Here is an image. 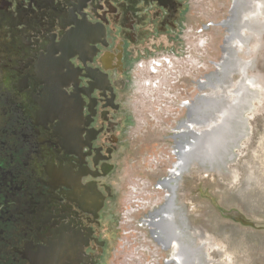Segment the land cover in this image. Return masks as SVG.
<instances>
[{
    "label": "flooded vegetation",
    "instance_id": "af4514ba",
    "mask_svg": "<svg viewBox=\"0 0 264 264\" xmlns=\"http://www.w3.org/2000/svg\"><path fill=\"white\" fill-rule=\"evenodd\" d=\"M183 7L0 0V264H105L135 145L130 69L174 43Z\"/></svg>",
    "mask_w": 264,
    "mask_h": 264
},
{
    "label": "rangeland",
    "instance_id": "374dc122",
    "mask_svg": "<svg viewBox=\"0 0 264 264\" xmlns=\"http://www.w3.org/2000/svg\"><path fill=\"white\" fill-rule=\"evenodd\" d=\"M180 1L184 4L181 22L168 32L175 43H179L182 28L209 20L215 23L204 37L202 60L207 69L190 72L199 78L209 75L210 82L198 88L189 81L183 98L204 93L213 99L195 109L201 114L202 147H195L193 160L190 155L176 219L166 223L167 236L181 242L183 264H264V0ZM230 47L231 62L227 55ZM215 62L224 69L223 75ZM242 64L248 66L246 76L240 71ZM129 76L126 106L130 105L134 118L140 117L138 103L146 117L174 110L177 102L171 101L167 92L158 94L159 104L149 98L142 100L130 85L131 69ZM164 101L169 103L168 109ZM151 104L154 111L148 112ZM152 130L148 128L135 140L130 154L134 165L128 161L121 169L125 180L117 222L127 185L143 173V158L156 150L159 134ZM116 229L105 264L118 261H114Z\"/></svg>",
    "mask_w": 264,
    "mask_h": 264
},
{
    "label": "built area",
    "instance_id": "2783aa9c",
    "mask_svg": "<svg viewBox=\"0 0 264 264\" xmlns=\"http://www.w3.org/2000/svg\"><path fill=\"white\" fill-rule=\"evenodd\" d=\"M214 25L209 20L195 27L186 26L181 30L179 43L151 49L131 66L130 85L142 100L149 98L159 104L158 94L167 92L177 104L174 110L148 117L147 113H140L142 106L137 104L140 117L134 118L133 138L139 139L148 128L159 136L155 140L156 150L142 160L143 173L127 185L117 222L119 235L114 261H118L112 264H181V242L178 238H168L166 223L176 219L181 182L194 158L195 147H202L201 114L195 109L205 100L213 99L206 98L204 93L185 97L188 99L183 95H187L185 87L189 81L198 88L210 82L209 75L199 78L190 72L207 69L202 60L204 37ZM218 65L214 63L223 75L224 69L221 71ZM173 88H177L176 91L170 90ZM164 103L167 105L164 108L168 109L169 103ZM151 111H154L152 104L148 108V112ZM180 111L182 114H177Z\"/></svg>",
    "mask_w": 264,
    "mask_h": 264
},
{
    "label": "bare ground",
    "instance_id": "6f19581e",
    "mask_svg": "<svg viewBox=\"0 0 264 264\" xmlns=\"http://www.w3.org/2000/svg\"><path fill=\"white\" fill-rule=\"evenodd\" d=\"M229 51L227 52V55H228V57H229V59H230V56L232 55V53H233V50H232V48L230 47V48H227ZM108 57V56H107ZM223 65V64H222ZM243 66H240L241 68H240V71H241V73L243 74V75H245L246 76V74H247V65L246 64H242ZM238 71H239V69H238ZM238 73V72H237ZM251 81V80H250ZM124 86V85H123ZM237 101V100H236ZM235 101V102H236ZM214 142V141H213ZM217 143V142H216ZM214 144V143H213ZM174 260V259H173ZM175 261V260H174ZM183 261V263H184V259L182 260ZM183 263H181V264H183Z\"/></svg>",
    "mask_w": 264,
    "mask_h": 264
},
{
    "label": "water",
    "instance_id": "95a60500",
    "mask_svg": "<svg viewBox=\"0 0 264 264\" xmlns=\"http://www.w3.org/2000/svg\"><path fill=\"white\" fill-rule=\"evenodd\" d=\"M238 145L236 144L234 147H237ZM232 156H233V154H232Z\"/></svg>",
    "mask_w": 264,
    "mask_h": 264
}]
</instances>
